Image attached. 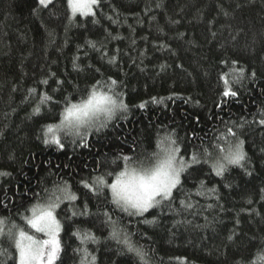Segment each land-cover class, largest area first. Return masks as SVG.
<instances>
[{
  "label": "trees",
  "instance_id": "16d2710c",
  "mask_svg": "<svg viewBox=\"0 0 264 264\" xmlns=\"http://www.w3.org/2000/svg\"><path fill=\"white\" fill-rule=\"evenodd\" d=\"M94 13L72 17L67 0H0V218L39 235L18 213L67 181L78 199L57 209L53 264H80L84 247L93 264H142L112 238L109 216L148 264H264V0H99ZM109 78L126 109L82 130L83 139L59 133L63 147L45 136L68 104ZM225 81L235 96L223 95ZM44 94L51 99L41 103ZM228 128L246 160L217 176L214 146L225 147ZM166 133L186 158L205 148L210 155L160 205L129 215L109 190L93 195L79 183L108 172L111 182L118 156H150ZM75 232L96 240L82 244ZM15 257L0 237V264Z\"/></svg>",
  "mask_w": 264,
  "mask_h": 264
},
{
  "label": "snow or ice",
  "instance_id": "6c2138e0",
  "mask_svg": "<svg viewBox=\"0 0 264 264\" xmlns=\"http://www.w3.org/2000/svg\"><path fill=\"white\" fill-rule=\"evenodd\" d=\"M51 2L52 0H39V4L44 7H47ZM98 3L99 0H67V8L73 15L76 13L95 15L93 9L94 6H98ZM89 43L95 47L93 42ZM114 59L110 62H114ZM238 71L240 74L243 73V69ZM109 81H96L86 100L81 103L68 104L61 113L62 119L58 124L45 126V136L50 135L53 143L63 147L59 133L79 135L83 139L82 130L86 132L88 129L96 127L101 114L106 122L113 118L118 109H126L127 105L119 98L120 94L115 93L117 81L111 78ZM43 83H47V81H43ZM225 85L224 96L237 94L231 91L228 81H225ZM49 99L51 98L44 94L41 97V103ZM140 107H144V105L141 104ZM35 111L39 112V107ZM260 123L264 124V119L260 120ZM99 126L102 127L105 124L101 123ZM235 136L236 133L228 128L226 133H222L220 136L221 140L227 141L225 147L221 148L219 144L214 146L215 150L222 153L211 165L217 176L223 175L230 165L242 167L246 160L243 141L236 139L235 142H232L229 139ZM48 142L46 139L45 143ZM156 148L158 151L152 152L150 156L143 159H136L128 155L118 156L113 163L122 162V168L115 173V179L111 182L105 178V176L113 175L112 172H108L88 179L82 178L79 183L93 195L99 194L104 189L109 190L113 204L129 215H142L149 209L160 205L163 200L171 198L173 190L181 184V174L191 169L192 166L200 164L201 156L208 157L210 155L209 150L205 148L202 151H193L186 158L181 154L182 150L177 140L168 133L157 140ZM203 162L208 163V159H204ZM117 166L120 167L119 164ZM0 175H7V173H0ZM201 185H203V181H201ZM70 187L68 182L64 181L63 186L56 185L51 192L45 189L47 195L42 203H35L30 208H25V213H30V215L18 213L26 227L34 229L36 233H42L47 237L46 239H38L35 235H30L25 228L20 227L10 217L0 218V237L6 236L12 242L17 264H53V261L57 259L61 251V242L58 237L62 230L57 209L64 201L71 202L78 199V196L70 191ZM85 207H87L86 204ZM75 214L73 213V215ZM83 214L81 213V215ZM108 222L112 226V238L124 244L129 251L134 252L142 264H148V253L142 248L136 247L129 236L117 228V222L112 221L110 216ZM145 222L148 223V221ZM73 234L81 240L82 244L96 240L94 234L88 232ZM80 251L83 253L80 264H93L95 257L91 256L87 248L84 247Z\"/></svg>",
  "mask_w": 264,
  "mask_h": 264
},
{
  "label": "rangeland",
  "instance_id": "374dc122",
  "mask_svg": "<svg viewBox=\"0 0 264 264\" xmlns=\"http://www.w3.org/2000/svg\"><path fill=\"white\" fill-rule=\"evenodd\" d=\"M95 7V6H94ZM94 10V9H93ZM78 14H80V13H76L75 15H78ZM75 15H73L72 14V17H74ZM103 118V115L101 114L100 115V117H99V119H102ZM29 215H30V213H28ZM30 234V233H29ZM39 235H35L36 236V238H38V239H46L47 237H45L42 233H38ZM30 235H32V234H30ZM59 240H60V233H59ZM60 253V252H59ZM58 256H59V254H58ZM57 256V257H58Z\"/></svg>",
  "mask_w": 264,
  "mask_h": 264
}]
</instances>
